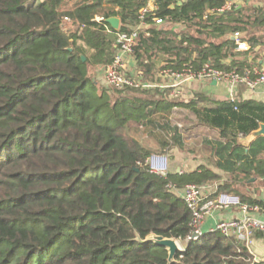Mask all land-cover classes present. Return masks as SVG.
I'll use <instances>...</instances> for the list:
<instances>
[{"label":"trees","instance_id":"16d2710c","mask_svg":"<svg viewBox=\"0 0 264 264\" xmlns=\"http://www.w3.org/2000/svg\"><path fill=\"white\" fill-rule=\"evenodd\" d=\"M149 1L0 0V264H168L164 248L145 243L150 235L186 244L171 264H264L219 232L186 242L192 214L167 186L213 185L217 174L202 166L163 179L146 166L171 145L185 151L172 118L186 110L218 135L203 144L212 167L230 178L210 197L239 195L232 184L251 179L260 185L264 137L242 141L264 124V103L201 94L174 101L157 87L111 90L91 74L112 63L117 35L141 23L132 57L144 81L205 63L242 74L255 67L249 57L264 38V5L220 12L226 0H154L141 22ZM110 17L118 31L104 22ZM236 40L250 49L236 52ZM132 126L157 133L161 150L131 137Z\"/></svg>","mask_w":264,"mask_h":264},{"label":"built area","instance_id":"2783aa9c","mask_svg":"<svg viewBox=\"0 0 264 264\" xmlns=\"http://www.w3.org/2000/svg\"><path fill=\"white\" fill-rule=\"evenodd\" d=\"M232 2L226 0V4L220 12L230 10ZM153 8L148 6L139 13V20L144 21L147 13ZM95 21H98L95 20ZM155 25H163V20L155 19ZM143 23L137 26L130 33H120L116 38V55L112 63L105 68V79L109 87L116 90L133 89H151L157 87L166 91L170 100H186L188 96L185 89L193 82H215L225 85L228 94V101L236 102L235 95L238 87L242 84L253 89L255 86L264 84V71L257 67L247 68L242 74L236 70H222L214 68L210 63L203 64L199 69H194L190 65H184L181 69L172 71L164 69L158 72V79L162 84H155L144 81L141 71L130 67L126 62V57H132L137 31ZM248 49L244 42L236 40V51H246ZM148 172L155 176L165 179L169 171V156L153 154L146 160ZM168 189L175 192L185 203L192 214V232L188 235L186 242L197 240L203 234L200 225L205 218L214 211L237 209L241 214L240 219L220 221L210 231V233L219 232L225 237L233 238L237 243L249 247L252 244L256 233L264 234V222L251 216V213H262L264 208L258 205H249L244 203L239 195L232 193H219L215 197L204 196L202 187L196 184H188L182 189H176L172 185ZM182 248V247H181ZM184 250V248H182Z\"/></svg>","mask_w":264,"mask_h":264},{"label":"crops","instance_id":"0c3cea01","mask_svg":"<svg viewBox=\"0 0 264 264\" xmlns=\"http://www.w3.org/2000/svg\"><path fill=\"white\" fill-rule=\"evenodd\" d=\"M229 1L232 2V4L238 6L264 5V0H229ZM147 6L149 8H153L154 0H150ZM170 28L177 31L181 27H179V25H174L171 26ZM260 35L263 34L260 33ZM244 43L247 45L248 49H250V46L245 41ZM252 51L254 54L249 57V60L254 63L255 67L264 71V38L260 40L259 44H256L252 48ZM125 60L130 67H135V60L133 59V57H126ZM228 62L229 60L226 61V63ZM221 91L223 92V95L218 96L219 93H222ZM185 94L188 95L186 97V100L192 99L196 94L205 95L210 100L217 102L228 100V94L225 85L217 84L213 82H193L186 87ZM248 100L264 103V84L257 85L253 89L248 88L244 84L240 85L236 91L235 101L237 102V101H248ZM215 141H218L217 134L212 139L210 138L203 140L204 143H211L212 145L215 143ZM242 142L245 145H247L246 139H244ZM203 147L204 148L202 150H198L195 154L189 153L187 151L181 152L179 150H177V152H173L171 159H169V171L170 173L185 174L193 171H199V168L202 166L212 170L215 174H217L220 177V180L213 185L201 186L204 196H210L217 192L218 186L229 182L230 178L226 173L220 170H216L212 167L210 146H206L205 144H203ZM253 183H255V179L254 182L252 183H249L248 181L247 184H232L231 188L234 192L238 193L239 195L245 198L253 199L255 201H259L264 204V185L249 186V184H253ZM251 216L264 222V215L261 212L251 213ZM240 218H241V214L237 209L214 211L210 216L205 218L202 224L200 225L201 233L203 235L210 233V231L220 221L240 219ZM179 244L182 248H185L186 246V244L182 242H179ZM240 245L243 246L242 244ZM246 249L248 254L252 257V260L255 263L264 262V234L256 233L253 237L252 244L249 247H246Z\"/></svg>","mask_w":264,"mask_h":264},{"label":"rangeland","instance_id":"374dc122","mask_svg":"<svg viewBox=\"0 0 264 264\" xmlns=\"http://www.w3.org/2000/svg\"><path fill=\"white\" fill-rule=\"evenodd\" d=\"M30 1H35V0H30ZM92 19L97 20L98 16H92ZM182 30H183L182 27L181 29L180 28L178 29V31L183 32L184 30L183 31ZM189 33L192 34L193 30ZM215 41L218 42L219 40L218 41L215 40ZM134 68L137 70L136 64ZM91 74L93 75L98 85L111 89L108 86L106 79H105V68L98 67V68L92 69ZM154 83L162 84V80L157 79ZM123 94H126V92ZM222 95H223V92L219 93L218 96H222ZM142 97L151 98V96L146 95V94L142 95ZM172 123L177 125L180 128V131L183 136L184 146H185L184 150L192 154H195L198 150H202L204 148L203 147L204 139H210V138L212 139L216 135L213 131L203 126H199L196 119L193 118V116H191V114L186 110H176L173 114ZM130 136L136 139L138 142H140L144 147L152 150V153H155L161 150V147L159 144L161 137L157 133H154L153 131L145 130L137 126H132L130 130ZM177 150L178 149H176L173 145L169 147V151H168L169 159H171L173 152H177ZM260 183H261L260 184L261 186L264 185V181Z\"/></svg>","mask_w":264,"mask_h":264},{"label":"water","instance_id":"95a60500","mask_svg":"<svg viewBox=\"0 0 264 264\" xmlns=\"http://www.w3.org/2000/svg\"><path fill=\"white\" fill-rule=\"evenodd\" d=\"M180 5H181V3L178 2L177 6H180ZM170 8L174 9V5L170 6ZM104 22L107 25H109L113 31H118L119 25H120V21L118 18L110 17V18L104 20ZM69 51H71V50H69ZM82 60L84 61V58H82ZM213 83H215V82H213ZM260 137H264V124H260L259 128L257 130L251 132L247 136L246 144H250L251 142H253L254 140H256L257 138H260ZM252 182H254V179H251L249 181V183H252ZM145 243H153L154 245H156L158 247L164 248L168 254V259H167L168 264L173 263L175 261V257L177 255V253L183 251V249L181 248V246L177 240L165 239V238L160 237V236L150 235L145 240Z\"/></svg>","mask_w":264,"mask_h":264}]
</instances>
